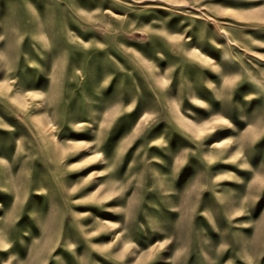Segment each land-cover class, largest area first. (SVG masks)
I'll return each instance as SVG.
<instances>
[{
    "label": "rangeland",
    "instance_id": "374dc122",
    "mask_svg": "<svg viewBox=\"0 0 264 264\" xmlns=\"http://www.w3.org/2000/svg\"><path fill=\"white\" fill-rule=\"evenodd\" d=\"M0 264H264V0H0Z\"/></svg>",
    "mask_w": 264,
    "mask_h": 264
},
{
    "label": "bare ground",
    "instance_id": "6f19581e",
    "mask_svg": "<svg viewBox=\"0 0 264 264\" xmlns=\"http://www.w3.org/2000/svg\"><path fill=\"white\" fill-rule=\"evenodd\" d=\"M43 119V118H42ZM43 122V121H42Z\"/></svg>",
    "mask_w": 264,
    "mask_h": 264
}]
</instances>
